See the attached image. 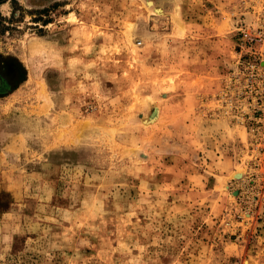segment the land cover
<instances>
[{
	"label": "rangeland",
	"instance_id": "374dc122",
	"mask_svg": "<svg viewBox=\"0 0 264 264\" xmlns=\"http://www.w3.org/2000/svg\"><path fill=\"white\" fill-rule=\"evenodd\" d=\"M0 79V264H264V0H0Z\"/></svg>",
	"mask_w": 264,
	"mask_h": 264
},
{
	"label": "built area",
	"instance_id": "2783aa9c",
	"mask_svg": "<svg viewBox=\"0 0 264 264\" xmlns=\"http://www.w3.org/2000/svg\"><path fill=\"white\" fill-rule=\"evenodd\" d=\"M241 34L243 35V38L250 41L253 37L251 34H249L248 32L246 31H241ZM256 54V53H255Z\"/></svg>",
	"mask_w": 264,
	"mask_h": 264
},
{
	"label": "bare ground",
	"instance_id": "6f19581e",
	"mask_svg": "<svg viewBox=\"0 0 264 264\" xmlns=\"http://www.w3.org/2000/svg\"><path fill=\"white\" fill-rule=\"evenodd\" d=\"M153 3L152 2H150L149 3V5H152ZM157 113V112H156ZM156 117H158V116H156ZM156 118H154V117H152V121H154Z\"/></svg>",
	"mask_w": 264,
	"mask_h": 264
},
{
	"label": "flooded vegetation",
	"instance_id": "af4514ba",
	"mask_svg": "<svg viewBox=\"0 0 264 264\" xmlns=\"http://www.w3.org/2000/svg\"><path fill=\"white\" fill-rule=\"evenodd\" d=\"M0 82H1V85H0V88H1V86H2V81H1V79H0Z\"/></svg>",
	"mask_w": 264,
	"mask_h": 264
},
{
	"label": "crops",
	"instance_id": "0c3cea01",
	"mask_svg": "<svg viewBox=\"0 0 264 264\" xmlns=\"http://www.w3.org/2000/svg\"><path fill=\"white\" fill-rule=\"evenodd\" d=\"M163 11H165V9L163 10ZM150 23V22H149ZM151 24V23H150Z\"/></svg>",
	"mask_w": 264,
	"mask_h": 264
},
{
	"label": "trees",
	"instance_id": "16d2710c",
	"mask_svg": "<svg viewBox=\"0 0 264 264\" xmlns=\"http://www.w3.org/2000/svg\"><path fill=\"white\" fill-rule=\"evenodd\" d=\"M47 24H49V22H47Z\"/></svg>",
	"mask_w": 264,
	"mask_h": 264
}]
</instances>
